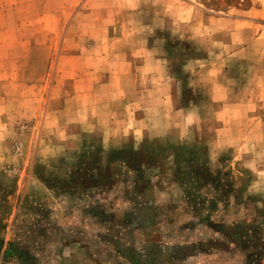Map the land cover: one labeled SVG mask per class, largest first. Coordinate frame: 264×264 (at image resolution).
Masks as SVG:
<instances>
[{"label":"rangeland","instance_id":"obj_1","mask_svg":"<svg viewBox=\"0 0 264 264\" xmlns=\"http://www.w3.org/2000/svg\"><path fill=\"white\" fill-rule=\"evenodd\" d=\"M85 1L0 0V264H264V0Z\"/></svg>","mask_w":264,"mask_h":264},{"label":"crops","instance_id":"obj_2","mask_svg":"<svg viewBox=\"0 0 264 264\" xmlns=\"http://www.w3.org/2000/svg\"><path fill=\"white\" fill-rule=\"evenodd\" d=\"M80 2V0H79ZM91 2V0H86L84 3L85 5L87 6L89 3ZM138 3L139 4H142L141 7H137L138 6ZM116 5L118 3L116 2H111V5ZM126 4H128V8H130L131 6V10L129 9V12L130 13H133V15H138L137 13L139 14H142L143 17H146L147 16V12H148V9H157V12H159L158 14H163L165 13L164 11V8H165V5H166V0H131L129 2H127ZM119 5H117V8H118ZM135 7V9H134ZM141 8V9H140ZM161 9V11H160ZM176 12H177V15H176ZM78 14V17H81L83 14H85V10L84 9H80L78 10L77 12ZM175 15L173 16L174 18H181V10L179 8H176L175 9ZM96 18V17H94ZM148 18H150V15L148 16ZM153 18H157V16L153 17ZM160 18V16H159Z\"/></svg>","mask_w":264,"mask_h":264}]
</instances>
